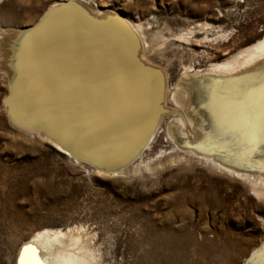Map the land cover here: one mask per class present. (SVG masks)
<instances>
[{"label": "rangeland", "instance_id": "obj_1", "mask_svg": "<svg viewBox=\"0 0 264 264\" xmlns=\"http://www.w3.org/2000/svg\"><path fill=\"white\" fill-rule=\"evenodd\" d=\"M75 1L139 27L144 60L164 77L162 117L139 159L98 166L14 123L0 70V264H16L23 242L43 229L81 236L97 264H242L264 240V200L246 180L180 149L167 125L186 119L172 99L184 71H202L264 37V0H0V29L31 30L56 3ZM89 117L79 119L87 140L107 148L133 142L123 137L129 119Z\"/></svg>", "mask_w": 264, "mask_h": 264}, {"label": "bare ground", "instance_id": "obj_2", "mask_svg": "<svg viewBox=\"0 0 264 264\" xmlns=\"http://www.w3.org/2000/svg\"><path fill=\"white\" fill-rule=\"evenodd\" d=\"M64 4L56 3L31 30L0 29L9 45L2 55L0 52V70L7 74L10 87L7 112L20 127L44 133L78 159L106 167L115 166L123 156L130 161L139 159L155 141L162 117L164 77L144 60L137 25L107 15L110 11L99 10L95 16L76 1ZM1 44L0 40V51ZM257 65H264V37L202 71H184L172 99L186 111V119L170 121L167 133L183 151L246 180L250 193L264 200V146L251 152L250 146L213 135L212 115L202 106L210 87H222L251 69L264 71ZM126 109L128 113L123 114ZM87 112L92 121L108 112L119 115L120 120L129 119L123 126L129 131L123 137L131 138V145L122 141L119 148H107L98 138L82 137L80 121ZM97 145L104 148L99 150ZM80 237L69 230H39L20 246L16 264L26 245L36 249L41 264H97ZM242 264H264V240Z\"/></svg>", "mask_w": 264, "mask_h": 264}, {"label": "snow or ice", "instance_id": "obj_3", "mask_svg": "<svg viewBox=\"0 0 264 264\" xmlns=\"http://www.w3.org/2000/svg\"><path fill=\"white\" fill-rule=\"evenodd\" d=\"M202 106L212 115L213 135L250 146L251 152L264 146V71L251 69L222 87H210L202 97ZM19 264H41L32 245L21 250Z\"/></svg>", "mask_w": 264, "mask_h": 264}, {"label": "water", "instance_id": "obj_4", "mask_svg": "<svg viewBox=\"0 0 264 264\" xmlns=\"http://www.w3.org/2000/svg\"><path fill=\"white\" fill-rule=\"evenodd\" d=\"M126 156H123L122 158H121V160L119 161V162H117V164L114 166L113 164V166L112 167H117V166H120V165H123L125 162H127V161H129V160H127V158H125Z\"/></svg>", "mask_w": 264, "mask_h": 264}]
</instances>
